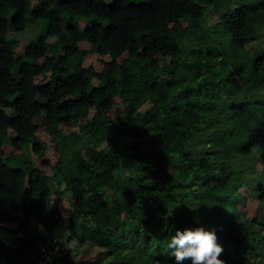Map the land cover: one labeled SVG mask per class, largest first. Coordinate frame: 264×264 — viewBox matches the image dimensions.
I'll return each instance as SVG.
<instances>
[{
    "label": "trees",
    "instance_id": "trees-1",
    "mask_svg": "<svg viewBox=\"0 0 264 264\" xmlns=\"http://www.w3.org/2000/svg\"><path fill=\"white\" fill-rule=\"evenodd\" d=\"M253 2L0 0V264H177L166 242L201 225L225 264H264ZM248 156L261 168L235 166Z\"/></svg>",
    "mask_w": 264,
    "mask_h": 264
},
{
    "label": "rangeland",
    "instance_id": "rangeland-1",
    "mask_svg": "<svg viewBox=\"0 0 264 264\" xmlns=\"http://www.w3.org/2000/svg\"><path fill=\"white\" fill-rule=\"evenodd\" d=\"M253 1L255 0H237L236 4H230L231 8L235 7V5H239L240 3L242 4H249V3H254ZM233 5V6H232ZM207 11V10H206ZM217 20V15L216 12L212 9L209 10V12H206V21L210 24V23H215ZM37 25V23H32V24H28L27 27L24 29V31L22 32H9L8 33V37L10 39L16 40L17 43L19 44H25L26 42L29 41V39L34 38V36L39 32L42 31V28L40 27V29ZM246 48L253 53H263L264 52V33H262L260 35V38H258L257 40L249 43L246 45ZM119 104V103H118ZM7 143L4 145V149L6 151V153H11L12 150L9 146V137L6 138ZM242 160V161H241ZM237 159L236 162L234 163L235 166L237 168L240 167H251L254 166L255 169H260L261 166L259 164H257L256 162V158H251L250 156L248 157H243L242 159ZM240 161V162H239ZM175 170V168H173ZM247 189L242 188L241 192L242 194H246L247 192L245 191ZM248 195V193H247ZM252 199L253 201L251 202V208H255V203H254V199L253 198H249ZM52 200L53 203L59 207V209H61L62 213L65 214H70V209L68 207V200H69V194L68 192L64 189V185H62L60 187V193H57L56 190L53 188V194H52ZM155 203L152 202L151 206H154ZM238 207L241 209L242 214L244 215V217L246 218H250L253 216V212L251 209H249L247 206L244 208L243 206H241L240 204H238ZM231 208V207H230ZM229 210V209H226ZM231 212V211H230ZM36 232H41V229L38 228V231L33 230L31 233L34 235L36 234ZM263 239H264V232L262 233ZM95 248L94 247H81L78 250L79 256H77V259L81 260L82 257H88V256H92L94 253ZM84 253V254H82Z\"/></svg>",
    "mask_w": 264,
    "mask_h": 264
},
{
    "label": "clouds",
    "instance_id": "clouds-1",
    "mask_svg": "<svg viewBox=\"0 0 264 264\" xmlns=\"http://www.w3.org/2000/svg\"><path fill=\"white\" fill-rule=\"evenodd\" d=\"M163 251L174 256L177 264H183L185 260H191V264H225L218 258L223 247L217 242L215 229L210 230L203 225L177 229Z\"/></svg>",
    "mask_w": 264,
    "mask_h": 264
}]
</instances>
